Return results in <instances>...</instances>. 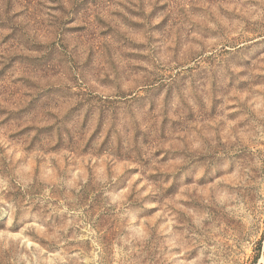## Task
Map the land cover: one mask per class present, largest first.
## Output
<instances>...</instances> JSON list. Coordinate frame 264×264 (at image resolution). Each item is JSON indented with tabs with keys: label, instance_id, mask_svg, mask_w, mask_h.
<instances>
[{
	"label": "rangeland",
	"instance_id": "rangeland-1",
	"mask_svg": "<svg viewBox=\"0 0 264 264\" xmlns=\"http://www.w3.org/2000/svg\"><path fill=\"white\" fill-rule=\"evenodd\" d=\"M0 264H264V0H0Z\"/></svg>",
	"mask_w": 264,
	"mask_h": 264
},
{
	"label": "trees",
	"instance_id": "trees-1",
	"mask_svg": "<svg viewBox=\"0 0 264 264\" xmlns=\"http://www.w3.org/2000/svg\"><path fill=\"white\" fill-rule=\"evenodd\" d=\"M260 248H261V241H258L257 247L255 248V250L257 251L255 259L258 257V253L260 251Z\"/></svg>",
	"mask_w": 264,
	"mask_h": 264
}]
</instances>
